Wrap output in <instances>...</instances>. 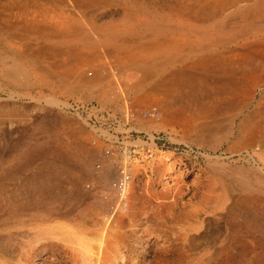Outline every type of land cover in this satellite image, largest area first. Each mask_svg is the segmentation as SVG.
I'll return each instance as SVG.
<instances>
[{
	"label": "rangeland",
	"instance_id": "1",
	"mask_svg": "<svg viewBox=\"0 0 264 264\" xmlns=\"http://www.w3.org/2000/svg\"><path fill=\"white\" fill-rule=\"evenodd\" d=\"M193 2L0 0V264H264V0L166 9ZM44 15L78 23L21 29Z\"/></svg>",
	"mask_w": 264,
	"mask_h": 264
},
{
	"label": "bare ground",
	"instance_id": "2",
	"mask_svg": "<svg viewBox=\"0 0 264 264\" xmlns=\"http://www.w3.org/2000/svg\"><path fill=\"white\" fill-rule=\"evenodd\" d=\"M212 1H214V2H212ZM209 2H212V3H209ZM10 4V3H9ZM12 4V3H11ZM14 5V4H13ZM20 5V4H19ZM216 5V6H215ZM22 6V5H21ZM29 6V5H28ZM225 6V3H224V0H210V1H208V0H203V3L202 4H200V5H198V4H196V3H192V4H177V6H173V5H168V6H166V9L168 10V12L169 13H172L173 15L175 14V16L177 15V16H179V17H182V16H184V13H191V15H195L196 16V14L198 13V12H200L201 11V13H207L206 15H205V19L206 20H208V19H210V17H211V14H209L208 13V11L209 12H211V13H214V12H216V11H218V10H223V7ZM8 7V6H7ZM19 7V6H18ZM220 7V8H219ZM34 8V7H33ZM211 8H216V9H212L211 10ZM23 9V8H22ZM210 9V10H209ZM19 9L17 8V10L16 11H18ZM25 10H27V9H23V10H19V14H22V13H25ZM52 10V9H51ZM8 11V10H7ZM15 11V10H14ZM13 11V12H14ZM28 11V10H27ZM26 11V12H27ZM34 11V10H33ZM164 11V10H163ZM185 11H187V12H185ZM9 12V11H8ZM29 12V11H28ZM36 12V11H35ZM39 12V11H38ZM37 12V13H38ZM18 13V12H17ZM9 14V13H8ZM132 14V13H131ZM136 14V13H135ZM140 14V13H139ZM46 15V14H45ZM43 16V17H41L40 19H38V21L36 22L35 20H34V23H20V25H21V29H23L24 31H27V33L28 32H34L35 34H36V36H38V37H42L43 39H52L51 37L53 36V35H58L59 34V38L61 37V39H63V38H66V36L67 35H69L68 33L70 32L71 33V31H69V25H68V23L71 21V22H76V23H78V20L76 19V17L75 18H73L72 16H65V18L64 17H62V18H60V16H59V18H54L53 17V15L52 16H50V15H48V18H47V16ZM127 15H129V13H128V11H127ZM146 15H147V13H146ZM208 15H210V16H208ZM12 16V15H11ZM16 16V15H15ZM39 16V15H38ZM41 16V15H40ZM18 17H21V16H18ZM29 17V16H28ZM32 17H33V15H32ZM35 17V16H34ZM71 17V18H70ZM14 18V17H13ZM69 18H70V20H69ZM138 18V17H137ZM31 19H33V18H31ZM36 19V18H35ZM127 19V18H126ZM129 19V18H128ZM145 19H147V18H145ZM145 19H143V20H145ZM25 21H26V19H25ZM27 21H28V19H27ZM26 21V22H27ZM134 21H136V19H134ZM149 21V20H148ZM166 21V20H165ZM30 22H32V21H30ZM36 22V23H35ZM54 22H59V24H60V27L59 28H57L59 25H57L56 27L54 26ZM145 22V21H144ZM151 22V21H150ZM179 22V21H178ZM152 23V22H151ZM57 24V23H56ZM16 25V24H15ZM14 25V26H15ZM12 26H13V24H12ZM11 26V27H12ZM146 26V25H145ZM75 26H73V28H74ZM80 27V26H79ZM166 27V26H165ZM8 28V27H7ZM171 28H172V26H171ZM3 29V28H2ZM6 29V28H5ZM79 29V28H78ZM173 29V28H172ZM176 29V28H175ZM73 30H75V28L73 29ZM111 30V29H110ZM10 31V30H9ZM17 31V30H16ZM76 31H78V30H76ZM85 31V30H84ZM95 31V30H94ZM101 31V30H100ZM104 31V30H103ZM103 31H101V32H103ZM109 31V30H108ZM176 31V30H175ZM21 32H22V30H21ZM57 32H58V34H57ZM79 32H81V30L79 31ZM26 33V32H25ZM33 33V34H34ZM76 33H78V32H76ZM96 33V32H95ZM19 34V33H18ZM31 34V33H30ZM73 34V33H72ZM97 34V33H96ZM71 35V34H70ZM78 36V35H77ZM76 36V37H77ZM81 36V35H80ZM34 37H35V35H34ZM58 38V39H59ZM74 38V37H73ZM87 38V37H86ZM86 38H85V40H86ZM31 39V38H30ZM39 39V38H38ZM54 39V38H53ZM57 39V38H56ZM84 39V38H83ZM55 40V39H54ZM66 40V39H65ZM71 40V39H70ZM192 40V39H191ZM84 41V40H83ZM187 41V40H186ZM50 42V41H49ZM188 42V41H187ZM187 42H184V43H187ZM89 43V42H88ZM158 43V42H157ZM162 43V42H161ZM184 43H183V45H184ZM264 43V42H263ZM194 44V43H193ZM195 45V44H194ZM152 46V45H151ZM196 46V45H195ZM156 47V46H155ZM262 47V46H261ZM176 48V47H175ZM263 48V47H262ZM261 48V49H262ZM144 49V48H143ZM68 50H70V49H68ZM74 50H76V49H74ZM80 50V49H79ZM79 50H77V52L79 51ZM260 50V49H259ZM40 51V50H39ZM256 51V50H255ZM67 52H69V51H67ZM71 52V54H72V52H74L73 50H71L70 51ZM118 52V51H117ZM258 52V51H257ZM262 52V51H261ZM4 53V52H3ZM37 53H38V51H37ZM85 53V52H84ZM115 53V52H114ZM67 54H69V53H67ZM77 54V53H76ZM95 54V53H94ZM110 54V53H109ZM133 54V53H132ZM258 54H260V53H258ZM262 54H264V53H262ZM3 55V54H2ZM37 55V54H36ZM74 55V54H73ZM79 55V54H78ZM81 55V54H80ZM85 55V54H84ZM88 55H90V54H88ZM122 54H117V56L119 57V56H121ZM166 55V54H165ZM171 55H173V54H171ZM66 56V55H65ZM69 56H71V55H69ZM93 56V55H92ZM115 56V57H114ZM114 56H111V57H113V58H116V55H114ZM129 56V55H128ZM149 56V55H148ZM170 56V55H169ZM258 55H256V57H257ZM5 57V56H4ZM3 57V58H4ZM38 57V56H37ZM90 57V56H89ZM88 57V58H89ZM130 57V56H129ZM166 57V56H165ZM255 57V58H256ZM262 57V56H261ZM264 57V56H263ZM73 58V57H72ZM85 58V57H84ZM95 58H97V57H95ZM109 58H110V56H109ZM122 58H124V57H122ZM128 58V57H127ZM127 58H125V59H127ZM155 58V57H154ZM82 59H83V57H82ZM86 59H87V57H86ZM85 59V60H86ZM90 59H92V58H90ZM132 59V58H131ZM143 61H141V60ZM140 59H136V58H133V61H138V62H140V63H142V64H144V63H146V64H148V63H154V60L155 59H147V60H144V59H142V57L140 58ZM113 60H115V59H113ZM121 60V59H120ZM129 60V59H128ZM242 60V59H241ZM255 60V59H254ZM261 60H262V58H261ZM64 61H66V60H64ZM79 61H80V59H79ZM78 60H77V62H79ZM91 61V60H90ZM99 61V60H98ZM131 61V60H130ZM68 62H70V61H68ZM74 62V61H73ZM77 62H75V63H77ZM85 62V61H84ZM84 62H82V63H84ZM100 62H101V59H100ZM125 62V61H124ZM127 62V61H126ZM164 62V61H163ZM261 62V61H260ZM19 63V62H18ZM18 63H17V65H18ZM65 63V62H64ZM71 63V62H70ZM86 63V62H85ZM91 63V62H90ZM99 62H97V64H98ZM102 63H103V61H102ZM118 63H121V62H118ZM123 63V62H122ZM129 63V62H128ZM137 63V62H136ZM139 63V64H140ZM12 64V63H11ZM81 64V63H80ZM89 64V63H88ZM93 64H95V62H93ZM93 64H91V65H93ZM124 64V63H123ZM138 64V65H139ZM158 63H156V65H157ZM13 65V64H12ZM20 65V64H19ZM63 65V64H62ZM73 65V64H72ZM81 65H83V64H81ZM90 65V66H91ZM125 65V64H124ZM133 65V64H132ZM134 65H135V63H134ZM260 65V64H259ZM258 65V66H259ZM264 65V64H263ZM11 66V65H10ZM22 65H20L19 67H21ZM64 66V65H63ZM65 66H66V64H65ZM71 66V65H70ZM75 66H77V65H75ZM74 66V67H75ZM125 66H127V65H125ZM140 66V65H139ZM143 66H145V65H143ZM151 66H153V65H151ZM159 66V65H158ZM132 67V66H131ZM11 68V67H10ZM65 68H67V67H64V69ZM79 68H81V67H79ZM137 68V67H136ZM150 68V67H149ZM149 68H147V69H149ZM20 69V68H19ZM23 69V68H22ZM63 69V68H62ZM62 69H61V71H62ZM71 69H73V68H71ZM144 69H146V68H144ZM151 69V68H150ZM149 69V70H150ZM261 70H262V68H260ZM10 70V69H9ZM140 70V69H139ZM141 70H143V69H141ZM253 70V69H252ZM37 71V70H36ZM46 71V70H45ZM69 71V70H68ZM257 71V70H256ZM23 72H24V70L22 71L21 70V72H20V74L18 73L17 75L18 76H16V74H14L15 75V77L17 78V77H20V79L21 78H24V80L26 79L25 77H24V74H23ZM39 72H41V71H39ZM42 72H43V70H42ZM9 73V72H8ZM7 73V75H8V77L10 76L9 74ZM13 73V72H12ZM79 73V72H78ZM11 74V73H10ZM72 74V73H71ZM71 74H69V76H71ZM74 74V73H73ZM72 74V75H73ZM81 74V73H80ZM140 80H142L143 82H146L147 80H148V78L149 77H151L152 76V73H150V72H146V71H141L140 73ZM3 75V74H2ZM14 75L12 76L13 78H14ZM65 75H67L68 76V74H65ZM74 75H76V74H74ZM73 75V76H74ZM82 75V74H81ZM26 76V75H25ZM256 76V75H255ZM254 76V77H255ZM257 76H259V75H257ZM48 77V76H47ZM79 77V76H78ZM80 77H82V76H80ZM79 77V78H80ZM243 77V76H242ZM248 77V76H247ZM253 77V78H254ZM67 78H69V77H67ZM76 78V77H75ZM83 78H84V76H83ZM19 79V80H20ZM73 79V78H72ZM87 79V78H86ZM151 79V78H150ZM82 80V79H81ZM80 80V81H81ZM156 81V80H155ZM258 81V80H257ZM261 81H262V83H264V78H261ZM82 82H84V81H82ZM239 82V81H238ZM253 82V81H252ZM253 84V83H252ZM141 85V84H140ZM252 98V97H251ZM248 101H249V99H248ZM246 102V101H245ZM262 102V101H261ZM235 104V103H234ZM247 104H248V102H247ZM260 104V103H259ZM242 105H243V103H242ZM246 107V106H245ZM259 108V107H258ZM235 115V114H234ZM233 116V115H232ZM231 119V118H230ZM232 124L235 122V117H233L232 118ZM252 134V133H251Z\"/></svg>",
	"mask_w": 264,
	"mask_h": 264
},
{
	"label": "built area",
	"instance_id": "3",
	"mask_svg": "<svg viewBox=\"0 0 264 264\" xmlns=\"http://www.w3.org/2000/svg\"><path fill=\"white\" fill-rule=\"evenodd\" d=\"M132 114L131 111H126L125 115ZM142 116L157 118L158 117V109L155 105H149L142 109ZM123 152L126 154L125 157H129L130 151L128 149H123ZM111 151L109 148L105 149V154H110ZM124 157V158H125ZM131 172L127 167V163L124 159L117 165L115 174L110 182V189L112 191V197L107 203V207L104 214V217H110L117 211L124 210L127 205V190L131 183ZM102 197L105 198L106 194L103 193Z\"/></svg>",
	"mask_w": 264,
	"mask_h": 264
}]
</instances>
